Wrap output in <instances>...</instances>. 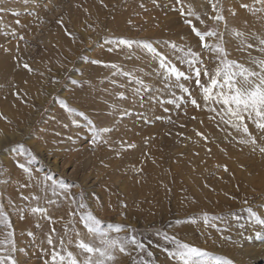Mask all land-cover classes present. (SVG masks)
Listing matches in <instances>:
<instances>
[{
	"label": "rangeland",
	"instance_id": "rangeland-1",
	"mask_svg": "<svg viewBox=\"0 0 264 264\" xmlns=\"http://www.w3.org/2000/svg\"><path fill=\"white\" fill-rule=\"evenodd\" d=\"M13 1L25 6L0 11V34L12 29L11 36L2 38L13 42L18 58L13 61L0 49V77L13 74L14 79L18 75L21 82L13 87L15 96H8L33 110L39 106L30 87L36 88L38 96L50 92L30 133L0 148V206L11 223V228L0 224V241L7 240V232H12L15 251L11 255L17 264H24L18 259L19 253L24 257L31 255L29 260L33 264H44V260L50 259L52 247L47 238L53 229L56 250L61 251L63 239L67 251L83 261L85 256L75 242L76 233L86 242L92 240L81 222V215L87 212L99 219L105 230H109V225L121 226V232L109 230L110 235L124 236L131 229L144 243L142 251L130 247V255L117 252L114 264H175L165 251L173 245L158 233L192 242L232 262L260 264L254 262L257 253L246 251L245 228L250 221L246 209L254 210L251 206H233L219 213L217 221L199 209L202 201L199 196L205 197L201 186L207 185L202 175L213 151L208 102L202 87L196 83L195 69L200 70V85H210L211 75L223 67L221 59H225L223 56L217 59L218 53L213 51L217 44L225 49L226 59L235 62L229 71L239 73L236 65L247 68L243 56L260 53L264 46L256 36L248 43L245 38L248 35L250 40V33L246 32L237 36L236 50L227 41V27L236 9L239 13L245 11L252 19L259 20L263 32L260 35L264 38V0H181L180 3L176 0H0V9ZM189 10L194 14L188 15ZM217 12L223 20L213 19ZM25 19L30 22V28L21 25ZM186 20H191L192 25L185 23ZM35 23H39L38 33L28 35ZM193 25L201 33H216L205 36L209 47H202L200 38L192 31ZM121 38L134 43L131 47L119 45ZM144 43L150 44L155 53L144 48ZM249 44L253 53L244 49ZM188 50L198 54L195 65L187 62L191 59ZM160 56L188 77L177 81L162 68L163 87L167 91L161 95L153 89L159 82L156 71ZM10 63H16L14 73ZM205 70L208 76L204 75ZM223 77V72L217 76L212 97L215 88L223 86ZM178 84L189 91H182ZM171 88L175 91L166 95ZM138 95L149 99L150 104L162 96L164 100L158 99L154 104L160 111L149 112L140 121L135 108ZM123 105L130 106L122 110ZM1 112L5 115L3 109ZM129 115L130 121L124 119ZM134 123L140 124L137 130ZM101 128L110 131L100 133L94 142L93 129ZM220 132L221 140L225 139L227 133L223 127ZM76 151L80 153L78 158L71 155ZM28 152L36 157L31 164ZM48 155L67 163L56 168L47 161ZM19 164L29 167L31 175ZM46 175L68 185L67 189H61L58 184L53 195L51 182L44 180ZM197 179L200 185L196 184ZM33 195L40 197L39 201L33 200ZM48 200L55 203L48 204ZM81 204L85 207L81 208ZM36 206L46 208L51 219L32 214L30 208ZM204 214L209 217L207 224ZM190 218L196 223H191ZM178 220L182 222L177 223ZM0 246L8 250L12 247Z\"/></svg>",
	"mask_w": 264,
	"mask_h": 264
},
{
	"label": "bare ground",
	"instance_id": "bare-ground-1",
	"mask_svg": "<svg viewBox=\"0 0 264 264\" xmlns=\"http://www.w3.org/2000/svg\"><path fill=\"white\" fill-rule=\"evenodd\" d=\"M24 6L25 4H22L18 1H13L10 2L9 4H6L4 10L6 12V10L9 8H14V7L24 8ZM60 7L62 6H59V9ZM56 8H58V6ZM236 10L237 12L235 13L234 18L231 19L232 23L228 24L227 27L226 38L227 41L230 43V45H232L233 47L238 46V43L235 42V40H237L238 38L236 35L237 32L239 33L243 32L242 33L243 35H245L246 32H249L250 40L248 35L245 38V40H248V43H251V40L255 36L257 39L261 38L260 34H262L263 32L260 29L261 26L259 24V20L252 19L245 11H244L245 13L244 12L239 13V10L238 9ZM257 24L259 25L254 30ZM21 25H23L24 27L27 25V27L30 28L29 27L30 22L29 21L27 22V19H25ZM38 26L39 23L38 24L35 23V26L32 27V29H29L30 32L28 33V35L32 34L34 36L35 34H37L39 29ZM11 34H13V31L10 28H8L5 33L0 34V49L4 51L5 56L9 55V57L14 61L15 59L18 58L17 57L18 53L14 51L13 42L9 40L7 41L6 39H5L6 41H3L2 38L3 35L11 36ZM5 38L7 37L5 36ZM238 48L239 47H237L236 50H238ZM244 49L247 53L248 52L253 53L251 47H247ZM243 57L245 59L246 67L250 71H255V72L260 71L258 62L260 60H264V52L261 51L260 53H255L251 57H248L247 55ZM235 60L237 62H241L238 61L236 58ZM231 61L233 62V60ZM10 64H11L10 67L12 68L11 72H13L16 63H10ZM161 71H162L161 67H159V69L156 71L157 81L159 80V82L156 84V87L153 88L154 92L159 95H161L160 93H165L167 91L166 90L167 88L163 87L164 78L160 73ZM230 72L232 71L230 70ZM7 73H10V71H8ZM11 75L8 76V74H6V75H1L0 77V87H1L0 88V148L11 141H17L18 139H20L21 136L30 133V130H32L31 126L33 125V123H36L35 120L38 116L40 107L46 105L50 95L49 92L47 94L45 93V95L38 96L36 91H34L36 88L31 86L30 92L33 96L37 98V102H38L37 105L39 107L33 110L32 108H30L31 106H29L28 108L27 106L26 107L23 106V102H21L20 104L16 100L12 99V97H9V96H13V97L15 96L13 87L17 85L16 83L21 82V80L16 77L18 75H15L14 79H12L13 77H11ZM236 79L239 80L240 77L237 75ZM223 81H224V77H223ZM8 90H12V91H8ZM51 90H54V88L51 87ZM221 90L222 87L215 88L213 97L211 96V98L207 100L208 102L207 108L211 118V121L209 123L210 131H211V134H209V139L211 140V145H212L211 148L213 151L212 153L213 155L210 156L211 158L208 160L207 163L208 168L207 170H205V173L202 175L203 179L205 178L207 185L204 184L203 186H201V191L204 192V195L207 198L202 196V194L199 196L200 200H202L199 209L201 211H206V213L210 214L212 218L215 217V219L213 220L217 221L216 217L219 213L221 212L224 213L227 209L233 206L236 205H241L242 207L251 206L254 209L253 211L256 212L257 215L264 218V153H261L259 150L260 147H264V129L257 127V124L255 122L256 117L254 114L250 118L247 113H243L244 116L243 121H236L233 117H231L230 114H227L226 109L224 108L222 103H218L216 99V95L220 93ZM174 91L175 89L171 88L170 91L166 93V95L171 94ZM223 91L227 93L228 89L226 87H223ZM139 95L137 96V98H135L136 100L135 108L137 110V118H139L140 121L145 120V117H148V114L151 113L155 114L160 111L159 110L160 107L158 108L154 104H156L158 99L160 100L163 99L162 96L152 101V103L150 104L149 99L143 97L139 98ZM129 106L130 105H126V106L123 105L122 110L127 109ZM1 109L4 110L5 115L2 114ZM130 116L131 115L126 116L124 117V119L129 120ZM134 124L137 125L136 127H134L137 130L138 127H140V124L138 123H134ZM237 124L239 125V127L234 126ZM159 126L160 123H157L156 127L159 128ZM244 126H247L248 129L247 134L243 132ZM222 127L227 133L226 138L223 140H221L222 137L220 136L221 134L220 128ZM153 128H155V126ZM157 136H159L160 138V134H157ZM252 138L256 140L255 145L252 144L251 142L242 143V141L245 140L250 141ZM221 150L223 152H221ZM79 151L73 152L71 154L72 157L77 156L78 158V156L80 155ZM49 156L50 155H48L47 157V161L56 168L58 166H65L67 163V161H59L57 158L53 159L52 155L50 157ZM4 158H7V156H5ZM8 163H9V159H8ZM196 181H197L196 184L199 183L200 185V180L197 179ZM115 183H118V180H116ZM193 187H195L194 184ZM182 226L178 228L180 229ZM176 227L173 228L178 229ZM257 232H260L261 235H256ZM25 238H26L25 236L22 237L23 240ZM245 238L248 241L246 243L247 245L246 251L250 253H257L258 255L254 260V262H259V263L261 262L260 264H264V228L258 225H253L251 221L247 222L245 228ZM190 244L194 245V243L192 242ZM218 252L221 253V251ZM22 255L23 254L19 253L18 259H20L24 264H33V262L29 260L31 255L29 256L26 255V257ZM233 264H244V263H239L238 261H236L233 262Z\"/></svg>",
	"mask_w": 264,
	"mask_h": 264
},
{
	"label": "snow or ice",
	"instance_id": "snow-or-ice-1",
	"mask_svg": "<svg viewBox=\"0 0 264 264\" xmlns=\"http://www.w3.org/2000/svg\"><path fill=\"white\" fill-rule=\"evenodd\" d=\"M155 2V0H154ZM177 3H180L181 0H176ZM211 2V0H210ZM213 9L216 10V6L213 5ZM4 9H0L3 11ZM181 14L184 15V9H180ZM188 15H193L191 10L187 13ZM199 17H197L198 19ZM214 20L220 21L223 20V16L217 12V15L213 17ZM203 21H201L202 23ZM185 23L192 25L191 20H186ZM192 31L198 36L201 40L202 47H209L207 43H205V36H215L216 33L209 31L207 33H201L196 27L192 26ZM236 35L239 37L243 35L242 33L237 32ZM259 44L264 46V38H258ZM113 42V41H108ZM134 42L126 39H119L118 44L124 45L127 47H131ZM138 43V42H137ZM143 47L148 49V51L155 53V49L148 43H144ZM175 47V45H172ZM248 47H252L251 44ZM264 52V47L260 49ZM213 51L218 53L217 59H220L221 56L225 57V59H221L222 68H217L216 73L211 75V83L208 86L200 85V70L199 68L195 69V75L197 77L196 83L198 86L202 87V91L205 94L204 99L207 101L211 98L212 90L214 86L218 84L217 76L223 72L224 74V82L222 86V90L220 93L216 95V99L218 103H222L224 108L226 109V113L230 114L236 121H243L244 116L243 113H247L251 118L254 114L256 117V124L258 128L264 129V60H260L258 62V66L260 68L259 72L250 71L247 68H243L242 66L236 65L240 68L239 73L230 72L229 69L235 64V62L228 61L226 59L225 49L219 44L213 47ZM188 56L191 57L187 62L191 65H195L198 61V54L188 50ZM93 63H100L99 61H93ZM25 68H28V65H24ZM115 67V66H113ZM160 67L164 68L170 76H174L177 81L181 79V77L188 78L185 76V73L179 71L174 65L169 66L165 62V58L160 56ZM205 76H208L209 73L205 70ZM239 76L240 79L237 80L236 76ZM178 87L184 91L188 92L189 90L184 87L183 84H178ZM223 87L228 89V92L225 93L223 91ZM193 105H196V100H192ZM71 111V110H70ZM78 115L83 116V113H78ZM89 124H92L91 121H88ZM239 127V125H234ZM110 131L108 128H101L98 131L93 129V140L94 142L100 138V133H106ZM243 132L248 133L247 126L243 127ZM250 135V134H249ZM256 144V140L252 138L250 141L245 140L242 143ZM129 147H134V145H129ZM21 154H24L23 146H20ZM260 152L264 153V147H260ZM31 156V159L28 161L31 164L36 157L32 156L30 152L27 153ZM23 171L29 175H31V169L26 167L24 164L18 165ZM227 170V169H225ZM45 181L51 182V188L53 190V195H56L55 188L59 184L61 189H67L68 185L63 184L62 182L56 181L52 176L46 175L44 177ZM26 185H22L21 187H25ZM47 191V187L44 189ZM24 199H28V197H23ZM33 200L39 201L40 197L33 195ZM48 204L55 203L53 200H48ZM246 203V202H245ZM81 208H84L85 205L81 204ZM249 213L250 221L253 225H258L264 228V218L257 215L251 208L246 209ZM30 212L32 214H41L46 219H51L47 216V209L44 207L36 206L31 207ZM20 218L23 219V210H20ZM212 219H215L213 217ZM204 223L207 224L209 222V217L207 214L203 216ZM81 222L84 227L87 229V232L90 236H92V240L85 241L80 237L79 233H76V247L81 250V255H84L85 258L83 261H80L73 255L71 251H67L64 247V240H60V248L61 251H57L54 245L53 235L55 234V230L53 229L52 233L48 235L47 243L52 247V251L50 254V259L44 260V264H114L116 260V253H121L124 255H130L129 248L134 247L137 250H144V243L139 240L135 234L132 233V230L129 229V233L124 236L110 235L111 232L119 233L122 228L119 225L112 226L109 225V230H105L101 227L102 222L97 219L91 212H87L81 215ZM182 221H177V223H181ZM191 223H196L194 219L190 218ZM0 224L4 225L6 228H11V223L8 220L7 215L3 211V207L0 206ZM31 235V233H29ZM164 240L170 242L173 247L169 249H165L168 253V256L176 261V264H233V262L228 259L218 255H215L208 250L201 248L199 246L181 241L175 236H169L167 233H158ZM256 235H261L260 232H257ZM7 240L0 241V245H11V249L8 250L5 247L0 246V264H17V261L11 255V252L15 251L14 242L11 239L12 232H7ZM71 242V241H70ZM7 253V254H4ZM63 253V254H62ZM148 255L151 256L152 253L148 252ZM135 264V262H134ZM147 264V262H145Z\"/></svg>",
	"mask_w": 264,
	"mask_h": 264
}]
</instances>
